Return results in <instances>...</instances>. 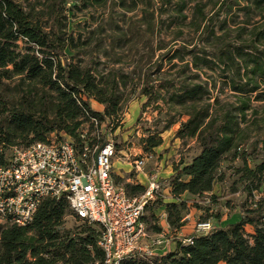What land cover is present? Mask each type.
Listing matches in <instances>:
<instances>
[{
	"label": "rangeland",
	"instance_id": "obj_1",
	"mask_svg": "<svg viewBox=\"0 0 264 264\" xmlns=\"http://www.w3.org/2000/svg\"><path fill=\"white\" fill-rule=\"evenodd\" d=\"M13 1L61 47L59 58L63 64L73 66L80 74L88 72L105 96L111 92L117 98L116 115L108 119L109 125L105 122L91 128L84 123L79 130L89 137L98 134L99 138L113 142L116 155L112 160V178L118 185H136L137 180L145 182L150 175H157L158 196L147 204L143 220L150 236L158 228L168 242L157 247L146 241L153 249V254L146 257L174 251L177 241L200 233L198 222L208 221L211 228L223 227L253 210L264 209V178L259 187L248 194L244 190L248 182L241 179L239 171L243 167L252 169L264 161V83L257 78V91L237 92L231 87V72L222 73L218 68L211 70L202 65L193 67L191 56L177 51L181 48L202 51L211 58V54L222 48L252 45L258 53L264 54L261 34L264 3L256 6L250 0ZM16 45L19 51L26 46L23 40ZM173 54L183 57L169 60ZM240 73L241 79L233 78L237 85L245 84L251 77L249 73L244 75V70ZM161 81L201 84L207 94L195 106H178L169 102L172 89L166 91L158 87ZM151 87L154 91L145 95L144 89L149 91ZM28 90H31L29 94ZM42 90L40 84L28 86L18 77L0 78V97L10 110L20 108L21 100L28 95L31 109L37 113ZM154 92L160 96L157 101L152 99ZM81 97L86 99L82 94ZM242 101L249 107L238 120V144L220 163L212 191L200 197L183 193L172 198L168 178L199 151L195 137L175 135L188 119L187 112L193 107H208L210 117L220 122L226 113L239 116L236 108ZM88 102L92 110L104 111V105L94 98H89ZM4 116L5 113L0 112V120ZM52 136L56 140L70 138L63 132L52 133L49 138ZM149 138L160 144L149 147ZM24 145L21 139H14L12 146L1 148L4 162L10 157L13 146ZM144 153L151 156L142 170L135 172L130 163ZM171 202L181 207L180 211L176 208L168 212L166 205ZM169 215L172 220L180 218L176 225L168 223ZM63 227L78 230L84 226L67 215ZM244 228L245 232H252L250 225Z\"/></svg>",
	"mask_w": 264,
	"mask_h": 264
},
{
	"label": "trees",
	"instance_id": "obj_2",
	"mask_svg": "<svg viewBox=\"0 0 264 264\" xmlns=\"http://www.w3.org/2000/svg\"><path fill=\"white\" fill-rule=\"evenodd\" d=\"M250 1L256 6L264 3V0ZM261 34L264 36V30ZM19 40L26 44L23 51L17 50L16 42ZM177 51L191 56L193 67L202 65L211 70L218 68L222 73L231 72V87L237 92L249 94L257 91V78L264 83V54L258 53L252 45L222 48L216 54H211V58H207L209 54L202 51L185 48ZM61 53V47L54 44L38 24L29 20V15L19 4L13 0H0V70H3L0 78L18 77L28 86L40 84L43 87L38 96L40 110L37 113L32 111L28 95L21 100L20 108L11 110L0 97V112L5 113L0 120V149L12 146L14 139H21L27 146L32 142L46 141L50 134L61 132L70 137L78 150L84 145L92 147L107 140L99 138L98 134L89 137L79 129L84 123L92 128L113 119L117 98L111 92L105 96L88 72L80 74L73 66L63 64L59 58ZM170 57L169 60L176 57L182 59L183 56L173 54ZM241 70L251 77L245 84L237 85L233 78L241 79ZM158 83V87L166 91L173 90L168 99L178 106H195L207 94L201 84L189 85L184 81ZM151 90L154 91L153 87L149 91L144 89L143 93L150 95ZM30 92L28 90L27 93ZM81 94L86 99H82ZM89 98L103 104L104 111L92 110ZM159 98V94L154 92L152 99L157 101ZM248 107L242 101L236 108L239 116L226 113L220 122L210 117L208 107H193L192 111L187 112L188 119L175 135L178 138L195 137L199 151L168 178L172 198L183 193L200 197L212 191L220 163L238 144V120L244 117ZM149 142V147L160 144V141L152 142V138H149ZM116 149L119 150V146ZM1 163H4L2 155ZM239 171L241 179L248 182L244 190L250 194L264 178V161L252 169L243 167ZM124 188L129 196H138L145 190L142 185L129 183ZM157 196L156 193L155 198ZM166 208L171 212L177 205L171 202ZM180 209L178 207L177 211ZM67 215H72V212L64 199L48 198L40 203L27 225L1 224L0 264H104L103 250L97 246L99 230L73 215L84 227L65 229L63 224ZM179 219L172 220L169 215L168 223L174 226ZM245 225L252 227L251 233L245 232ZM177 227L180 229L181 225ZM159 232L156 228V233ZM190 237L191 244L177 241L172 252L155 257L132 255L122 259L119 264H264V209L253 210L237 222Z\"/></svg>",
	"mask_w": 264,
	"mask_h": 264
},
{
	"label": "built area",
	"instance_id": "obj_3",
	"mask_svg": "<svg viewBox=\"0 0 264 264\" xmlns=\"http://www.w3.org/2000/svg\"><path fill=\"white\" fill-rule=\"evenodd\" d=\"M115 155V145L108 139L81 150L70 138L53 136L13 146L10 157L0 164V220L25 226L44 199H64L75 218L99 230L97 246L103 250L104 264H119L132 255H152L146 241L157 247L168 242L164 233L150 236L143 220L145 207L159 189L157 175L148 177L142 194L129 196L112 178ZM150 156L135 157L130 163L133 170L141 171ZM210 229L208 221L197 223L200 233ZM180 242L191 244L192 238Z\"/></svg>",
	"mask_w": 264,
	"mask_h": 264
},
{
	"label": "crops",
	"instance_id": "obj_4",
	"mask_svg": "<svg viewBox=\"0 0 264 264\" xmlns=\"http://www.w3.org/2000/svg\"><path fill=\"white\" fill-rule=\"evenodd\" d=\"M143 177H146V176L143 175ZM127 180H129V179H127ZM129 182H131V180ZM147 182H148V180L146 179L145 182H142L141 180H137V182H134V183H139L140 185H142L145 188V185H147Z\"/></svg>",
	"mask_w": 264,
	"mask_h": 264
}]
</instances>
